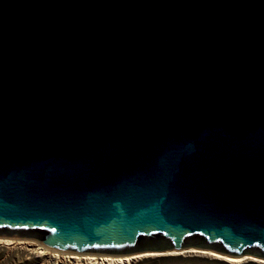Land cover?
<instances>
[{
  "label": "water",
  "instance_id": "water-1",
  "mask_svg": "<svg viewBox=\"0 0 264 264\" xmlns=\"http://www.w3.org/2000/svg\"><path fill=\"white\" fill-rule=\"evenodd\" d=\"M0 239L264 261V0H0Z\"/></svg>",
  "mask_w": 264,
  "mask_h": 264
},
{
  "label": "rangeland",
  "instance_id": "rangeland-1",
  "mask_svg": "<svg viewBox=\"0 0 264 264\" xmlns=\"http://www.w3.org/2000/svg\"><path fill=\"white\" fill-rule=\"evenodd\" d=\"M25 244L8 246L0 243V264H62L50 253L41 254L33 249L37 248V242L24 241ZM30 242L29 244H27ZM35 244V245H34ZM42 246V245H41ZM48 249V248H46ZM54 253L59 251L48 249ZM61 253V252H60ZM72 253V252H71ZM70 254V253H69ZM97 255V254H82ZM111 256V255H98ZM133 264H232L224 260L202 255H175L144 257L136 260ZM239 264H262L255 261H246Z\"/></svg>",
  "mask_w": 264,
  "mask_h": 264
},
{
  "label": "bare ground",
  "instance_id": "bare-ground-1",
  "mask_svg": "<svg viewBox=\"0 0 264 264\" xmlns=\"http://www.w3.org/2000/svg\"><path fill=\"white\" fill-rule=\"evenodd\" d=\"M0 243L13 246L17 244H25L24 241H17L12 239H0ZM28 242L27 244H29ZM35 245V244H34ZM35 251L40 252L41 254L50 253L55 257L58 262L62 264H133L136 260L144 258V257H159V256H175V255H202V256H210L216 259L224 260L232 264H239L248 261H255L264 264V261L257 260L251 257H243V258H229L219 254H214L205 251H198L194 249L184 250L181 252H166V253H155V254H146V255H137V256H127V257H113V256H98V255H80L74 253H66V252H52L48 251L45 247L37 244V248L33 249Z\"/></svg>",
  "mask_w": 264,
  "mask_h": 264
}]
</instances>
